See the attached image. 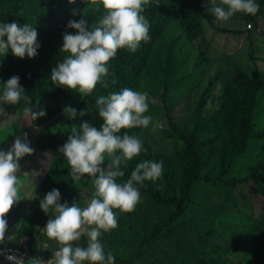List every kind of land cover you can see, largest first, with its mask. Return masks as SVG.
Wrapping results in <instances>:
<instances>
[{
    "label": "trees",
    "instance_id": "1",
    "mask_svg": "<svg viewBox=\"0 0 264 264\" xmlns=\"http://www.w3.org/2000/svg\"><path fill=\"white\" fill-rule=\"evenodd\" d=\"M255 2V15L236 13L218 21L205 6L207 0H149L142 14L151 40L142 41L134 53L119 49L107 65L117 83L108 88L97 84L90 96H82L53 84L51 70L70 55L61 50L63 34L77 31L67 28L68 22L84 18L91 27L103 8L96 10L90 0H0V24H32L40 45L34 58L16 57L10 48L0 55V96L14 75L25 90L16 105L0 101V122L9 130L12 113L23 117L25 107L46 112L34 122L45 130L29 145L33 153L19 160L17 173L25 174L28 165L39 184L29 181L33 191L25 198L27 217L21 225L8 220V230L15 231L0 245L16 247L28 259L52 258L58 245L43 233L52 214L40 208V201L53 188L61 193L60 203L83 195L85 204L94 192L90 177L75 183L59 149L73 126L79 129L86 121L100 128L96 98L127 87L149 93L145 115L152 123L117 133L139 136L147 149L122 166L125 176L117 182H126L145 160L163 161V173L156 182L138 186L141 199L132 212L113 209L117 227L100 237L105 252L113 253L115 264H264V70L252 49V74L237 66L228 69L225 59L211 54L214 39L207 27L211 23L224 34L244 36L252 47L264 23V0ZM67 106L77 110L74 119L64 113ZM157 120L163 128L153 132ZM3 149L8 148L0 143ZM108 163L106 156L101 167L107 170ZM86 242L82 236L73 243Z\"/></svg>",
    "mask_w": 264,
    "mask_h": 264
},
{
    "label": "clouds",
    "instance_id": "2",
    "mask_svg": "<svg viewBox=\"0 0 264 264\" xmlns=\"http://www.w3.org/2000/svg\"><path fill=\"white\" fill-rule=\"evenodd\" d=\"M69 2L74 3L75 0ZM148 3L149 0H90V5L96 10L102 7L103 13L91 27L84 18L68 22L67 28L77 31L75 34L67 31L63 34L61 50L70 55L52 68V83L76 90L82 96H90L97 84L105 88L115 85L117 79L114 72L109 73V61L119 49L134 53L142 41L147 43L151 40L149 22L142 14L143 6ZM205 6L218 21H228L236 13L255 15L259 10L255 0H207ZM77 14L74 10L73 15ZM37 35V30L30 23L23 26L17 21L0 24V55H6L10 48L16 57L27 55L34 58L40 46ZM24 91L20 77L14 75L7 80L0 101L16 105ZM148 98V92L127 87L101 95L95 100L98 115L103 120L100 128L86 121L79 129L71 128L72 134L59 151L66 157L71 169L69 175L75 183L78 185L86 176L90 177L94 192L84 207L75 202L71 205L67 201L60 203L61 193L57 188L45 195L40 208L46 214L51 213L52 218L47 221L43 233L58 247L51 259L45 261L41 257H31L27 264H115V256L110 250L105 252L100 239L102 233L117 227L113 209L132 212L141 199L138 186H143L145 181L156 182L163 173V161L145 160L137 164L126 182H117V178L125 176L122 166H126L143 149L139 136L117 133L121 129L148 128L152 123V117L145 115L149 108ZM64 113L74 119L77 110L67 106ZM23 114L25 121L31 124L46 112L25 107ZM79 114L83 116L85 112ZM162 128V122L157 120L152 131ZM33 151L26 133L23 140L18 136L6 151L0 150V242L5 241L9 226L5 217L17 202L26 198L20 194L23 185L17 175L19 160ZM106 156L109 160L107 170L101 167ZM16 227L19 229L20 226ZM82 236L87 237L86 246H74L73 242ZM44 247L47 249L48 245ZM5 259L10 264H25L23 256L11 252L5 255Z\"/></svg>",
    "mask_w": 264,
    "mask_h": 264
},
{
    "label": "rangeland",
    "instance_id": "3",
    "mask_svg": "<svg viewBox=\"0 0 264 264\" xmlns=\"http://www.w3.org/2000/svg\"><path fill=\"white\" fill-rule=\"evenodd\" d=\"M233 22V21H232ZM243 21L239 22L237 25L242 24ZM214 24H217V22H214ZM212 24L208 23L207 27H209V37L210 39H214L213 44H211V54L215 59H220L223 61L226 60V67L232 68L234 66H237L242 71L248 72L250 74L253 73L252 70H254V64L255 61H253L251 58H249V51H253L254 56L259 59L258 64H260L259 67H261L262 70H264V23L260 22V28L258 30V34L253 37V46L250 47V40H248L243 36H234L233 34H224L223 32L216 30L213 27H210ZM249 23L246 25L247 28ZM225 26V24H223ZM41 119V117L39 118ZM38 118L36 120H39ZM8 123L11 122V126L9 130L7 127H5V123L0 122V143L3 144L5 148H9L12 143L15 141V139L19 136L22 140L24 137H22L23 134L26 133L27 128L32 129L31 132L27 135V142L29 145H34L37 143L38 134L39 132H42L45 130L41 126V124L37 127L34 126V122L32 121L31 124H29L27 121H25V117H23L19 114L12 113L10 117L7 119ZM2 121V120H1ZM4 121V120H3ZM16 121L19 122V125L16 126ZM8 125V124H7ZM5 127V128H4ZM7 150V149H3ZM23 158H28V155H25ZM30 166H25V174L18 176V178L22 181V187L20 189V194L22 196H29L31 191H33V187L29 183L30 180H33L37 185L39 184L38 180L36 179L35 175L31 172ZM31 173V174H30ZM25 176H28V179H25ZM33 178H32V177ZM65 201L71 205L72 203H79L81 207L86 206L83 202V195L77 196L75 198L68 197ZM25 209V198L21 199L19 202H17L10 212L5 217L7 220H10L11 217L12 220H15L21 225V223H24V219L27 217V213L24 211ZM21 213H23V218L21 217ZM27 228V227H26ZM15 231V228L13 231L7 230L5 233V238H10L13 236ZM2 243V242H0ZM45 244L48 245L47 242ZM13 249H18L16 247H8Z\"/></svg>",
    "mask_w": 264,
    "mask_h": 264
},
{
    "label": "built area",
    "instance_id": "4",
    "mask_svg": "<svg viewBox=\"0 0 264 264\" xmlns=\"http://www.w3.org/2000/svg\"><path fill=\"white\" fill-rule=\"evenodd\" d=\"M248 27L249 28L251 27L250 24L248 25ZM0 252L3 253V254H0V257L3 258L4 262H5V263H2V264H10V262L7 259H5V255L7 253H9V252L17 254V255H21V256L24 257L25 260L28 259V257H29L28 253H23L20 249L16 250V249H13V248L3 247L1 245H0Z\"/></svg>",
    "mask_w": 264,
    "mask_h": 264
}]
</instances>
